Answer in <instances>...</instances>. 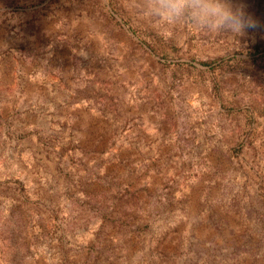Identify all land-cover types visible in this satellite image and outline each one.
<instances>
[{
  "label": "rangeland",
  "instance_id": "rangeland-1",
  "mask_svg": "<svg viewBox=\"0 0 264 264\" xmlns=\"http://www.w3.org/2000/svg\"><path fill=\"white\" fill-rule=\"evenodd\" d=\"M236 40L125 0H0V264H264V0Z\"/></svg>",
  "mask_w": 264,
  "mask_h": 264
},
{
  "label": "clouds",
  "instance_id": "clouds-1",
  "mask_svg": "<svg viewBox=\"0 0 264 264\" xmlns=\"http://www.w3.org/2000/svg\"><path fill=\"white\" fill-rule=\"evenodd\" d=\"M140 20L162 28L187 27L206 35L235 39L259 26L243 2L233 0H125Z\"/></svg>",
  "mask_w": 264,
  "mask_h": 264
}]
</instances>
